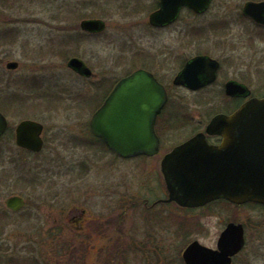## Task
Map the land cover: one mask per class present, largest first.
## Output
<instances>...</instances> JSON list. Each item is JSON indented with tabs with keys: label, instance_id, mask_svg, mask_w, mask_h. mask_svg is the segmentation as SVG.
I'll return each mask as SVG.
<instances>
[{
	"label": "rangeland",
	"instance_id": "374dc122",
	"mask_svg": "<svg viewBox=\"0 0 264 264\" xmlns=\"http://www.w3.org/2000/svg\"><path fill=\"white\" fill-rule=\"evenodd\" d=\"M151 1L143 0L144 6L132 10L138 0H0V31L12 28L14 33L12 42L0 47V60L20 64L11 71L0 65L5 77L0 90L11 99L0 100L11 124L0 138V201L4 205L9 194L20 191L30 200L26 214L31 218L29 225L23 222L25 212L12 218L2 232L4 246L33 243L42 264H47L44 258L57 262V256L67 263L70 256L56 254L53 248L61 251L62 243L69 241L75 258L84 260L91 253V264H185L182 251L191 240L215 248L226 223L236 221L246 226L247 244L235 264H264V207L213 202L191 210L172 202L165 212L144 211L141 197L166 193L159 156L121 158L94 140L89 122L99 102L95 94L102 93L94 85L96 76L114 81L142 65L141 56L133 60L136 52L146 56L163 45L173 52L166 56V64L158 56L155 69L174 76L179 62L202 51L195 44L180 55L176 50L180 30L201 29L217 19L221 3L240 2L215 1L200 16L185 11L170 28L154 31L148 21ZM125 2L132 5L123 8ZM94 17L105 19V30L80 39L79 23ZM69 35L80 40L75 41V52L74 43L67 42ZM203 43L208 45L203 50L222 59L225 69L215 84L203 90L172 85L176 123L167 132L162 129L165 146L188 137L193 128L203 130L217 109L230 107V98L220 96L225 79L248 77L253 91L264 93L261 69L247 76L238 68L240 58L246 62L253 53L244 41L230 45L210 38ZM29 49L34 58L29 57ZM71 56L85 60L96 75L86 79L69 68ZM250 59L254 67L255 57ZM26 80L35 86L28 87ZM15 93L20 94L18 99L12 98ZM26 117L45 124L47 144L38 153L18 148L10 137ZM81 216L83 221L77 222ZM55 243L59 246H52Z\"/></svg>",
	"mask_w": 264,
	"mask_h": 264
},
{
	"label": "water",
	"instance_id": "95a60500",
	"mask_svg": "<svg viewBox=\"0 0 264 264\" xmlns=\"http://www.w3.org/2000/svg\"><path fill=\"white\" fill-rule=\"evenodd\" d=\"M211 0H160L159 9L150 15V22L162 25L175 20L181 7L189 6L195 12L205 11ZM83 30L95 32L106 27L103 19L81 21ZM11 61L8 67L17 68ZM68 66L84 75L92 70L78 57ZM219 63L216 59L199 55L188 61L176 76V84L197 89L216 78ZM208 67L202 77V70ZM226 92L244 94L245 87L230 81ZM167 93L154 75L138 69L122 78L106 102L94 113L91 129L107 145L124 158L140 154L154 155L159 151V137L155 132L156 116ZM8 128V120L0 111V135ZM44 125L25 119L16 129L17 144L40 151L44 140ZM221 135L219 145L209 142L207 135ZM168 190L166 202L175 201L183 207H200L219 198L234 204L256 202L264 205V97L252 98L232 114L214 115L204 132H199L166 154L161 162ZM22 199H9L12 208L21 206ZM246 244L245 226L231 221L221 232L217 247L212 248L199 240L191 241L184 249L185 264H233V258Z\"/></svg>",
	"mask_w": 264,
	"mask_h": 264
},
{
	"label": "flooded vegetation",
	"instance_id": "af4514ba",
	"mask_svg": "<svg viewBox=\"0 0 264 264\" xmlns=\"http://www.w3.org/2000/svg\"><path fill=\"white\" fill-rule=\"evenodd\" d=\"M215 1L217 2L218 0H212L210 7L204 11V12H200V13H195L193 12L191 9H189L187 6H183L180 11L179 14L177 16V18L175 20H173L170 23H165L162 25H154L150 22V15L152 12H154L155 10L159 9L160 7V0H152L151 2L153 3L152 7H151V11L149 12V16H148V21L150 24L151 29L158 30V29H167L170 28L171 26H173L175 23H177L178 21H180L182 18V14L185 11H188L190 14L192 15H196V16H200L203 15L205 13H207L212 4L215 3ZM220 14L217 16V19H214L210 22H208L206 24L205 27L199 29L197 27L193 28L192 30H189L188 28H185L182 31V33L178 34L177 38V42H178V46L176 47V50L179 52L180 55L183 54H187L185 53V51L188 49V47L190 45H195V44H199V47L201 48V50L198 49L197 54L186 58L184 60H182V62H179L180 67H178V70L175 72L174 76H170V75H163L158 69H155V65H156V60L158 59V56L161 57V61L162 63L166 64L167 63V58L166 56L169 54H172L173 52V48L170 47L168 48L166 45H163L160 49V51L158 50H151L153 52H150V54L146 52V56L145 54H143V52H136V56H133V60L135 61L139 56H141L142 58V65H136L135 68H133L132 70L128 71L126 74H124L123 76L119 77L118 79L114 80V81H109V79H107L106 77H98L96 76V81H94V85L96 88L102 90V93L104 91V94H95L97 95V99H99V102L96 104V108L95 111L100 108L107 100V98L109 97V95L111 94V92L113 91V89L115 88V86L118 84V82L125 76L130 75L131 73H133L135 70L137 69H145L149 72H151L155 78L159 81L160 84L163 85L166 93H167V99L164 102L160 112L157 114L156 116V121H155V132L159 137V152L153 156H148L150 158H156L157 156H159V170L161 172V161L164 157V155H166L167 153L171 152L174 148H176L178 145L184 143L185 141L189 140L190 138H192L193 136H195L197 133L201 132V131H205V127L204 129H191L193 132L191 135H189L188 137L184 138L183 140L180 141H175V143H170L167 146H165V141H164V136L162 133V129H166L164 132L168 131V127L172 126V123H176V121L173 122L172 118L174 117L173 114H175V112L172 113L171 111V101H172V85H174V87H180V88H184L190 91H197V90H203L205 88H207L208 86L215 84L217 82V80L219 79V77L221 76V72H223V70L225 69V62L222 59L216 58L214 56H212L206 49H208V45L203 43L208 41L210 38L214 39L215 41H219L220 42H224V43H229L230 45H233L236 42H245L246 43V48L250 49L251 52H253L252 54L249 55V60L248 61H242V59L240 58V65L238 66L240 72H246L245 74L247 76H249L250 73H252V70H256V69H261V74H264V0H240V2L238 3H229V2H223L220 4ZM139 11V10H137ZM6 30H8V28H6ZM97 32L94 33H90L87 32L85 36H93V35H97ZM13 36H10V34H8L4 40H2V42L0 43V47L4 46L6 44H9L12 42V38ZM76 36L73 35H69L67 42L68 44L74 43L73 46V50L72 51H76ZM82 37H84V35H82ZM243 39V40H241ZM80 40H77L76 42H78ZM203 45H207V46H203ZM178 48V49H177ZM204 48H206L205 50H203ZM175 50V51H176ZM31 51V49L28 50V53L31 55V53L29 52ZM71 51V52H72ZM176 51V52H177ZM40 52V49L37 53ZM161 52V53H160ZM198 55H210L213 58H216L219 62V66L217 69V76H216V80L213 81L212 83H208L205 86H202L200 88L197 89H192L187 85H181V84H176L174 82L176 76L181 72V70L183 69V67L185 66V64L192 59L195 56ZM235 55H232V57ZM254 56L255 60H254V67L252 66V62L250 57ZM34 58L32 55L29 56ZM72 57H78V56H71ZM236 57V56H235ZM69 58V59H70ZM81 58V57H79ZM82 59V58H81ZM176 59V57H175ZM83 60V59H82ZM12 60H0V65L4 66L6 69H8L9 71H11L12 69L8 67V63H10ZM85 65L88 66L91 70H92V74L91 75H84L82 73H80L77 70H74L75 72H77L80 76L82 77H86V79H91L93 76L96 75V73L94 72V70L92 69V67L87 64V62L85 60H83ZM177 61V59H176ZM259 62V63H258ZM19 63V62H18ZM135 63V62H134ZM237 63V62H235ZM258 64V66H257ZM263 65V66H262ZM68 66V64H67ZM134 66V64H133ZM247 66V67H246ZM20 67V64L18 65V67L16 69H18ZM209 70L208 67H205L202 70V77H204L207 73V71ZM5 74V73H4ZM31 78V77H30ZM248 77H246V79H242L239 77L233 78H227L224 81V87L221 89V94L220 96L222 97H228L230 98V107L229 108H222V110H220V112H225L227 114H230L232 112H234L235 110H237L239 108V106H241V104L245 101H247L248 99L252 98V97H263L264 93L262 95L255 93L253 91V88L251 87V82L248 81ZM3 80L5 81V77L0 75V84L3 82ZM31 81V80H30ZM230 81H233L235 83L241 84L245 87V93L244 94H235V95H228L226 93V84ZM172 82V84L170 83ZM2 90H0V100H4L6 103L8 100L10 99V96H6L3 95L1 93ZM102 95V96H101ZM170 104V105H169ZM0 111L5 115V117L8 119V110L0 103ZM179 113V112H178ZM23 119H33L36 121L41 122L42 124H44L42 121L35 119V117H26ZM22 119V120H23ZM16 127L15 126L14 130L11 131L12 135L10 136L11 138H13V140L15 141V144L17 145L18 148L25 150V151H29V152H33L27 148L21 147L17 144V140H16ZM45 127V124H44ZM197 128V127H196ZM11 130V124L9 121V126L7 131L2 134L0 136L4 137V135L9 132ZM45 131V129H44ZM196 131V132H195ZM45 134L43 132V139H44V146L43 149L45 147V145L47 144V140L44 137ZM94 136V135H93ZM96 139H98L99 143H101L103 145V149L112 152L113 154L116 155V153L111 150L106 144H103V140L94 136ZM208 139L211 143L213 144H220L222 141V137L215 135V136H208ZM97 142V141H96ZM105 143V142H104ZM42 149V150H43ZM41 150V151H42ZM35 153V152H34ZM141 156V155H139ZM137 156V157H139ZM145 156V155H142ZM162 174V172H161ZM163 176V174H162ZM164 179V176H163ZM165 182V180H164ZM166 185V184H165ZM151 194V193H150ZM13 197H18L20 199H22L21 201V206H17L16 208H12L8 203H9V199L13 198ZM168 197V192L166 189V193H163L162 195H155V196H151V195H146L140 198L139 200V204L142 205V207H144V211H152V210H157L158 213L160 211H166L168 210V207L170 206V204L172 202H166L164 199H166ZM3 201V200H2ZM2 201H0V264H42V261L39 262L38 258H36V256L39 255V251L37 249V247H31V244L33 243H24L21 246H15L14 244L10 243V245L4 246V243L2 241L3 237H2V232L5 230V226L7 224L11 223L12 218H14V216H18V215H22L25 212V217L23 218V222L27 225H29L31 218H29L26 214L27 212V208L29 206V202L30 200L27 198L26 195H24L23 193H21L20 191L16 192V193H12L9 194L8 197L4 200V205L2 203ZM31 206V204H30ZM158 206V207H157ZM162 208H161V207ZM5 207V209H3ZM84 217H80L79 219H77V222H81L83 221ZM29 219V220H28ZM73 221V220H72ZM104 227H106V225H104ZM31 228V227H29ZM38 244V243H37ZM52 246H59L58 243L53 244ZM63 248H61L60 251V247H56L53 248L54 249V253L58 254L60 252H65L67 253L70 257L69 259H65L67 261L64 262V258H60V261L64 264H91L92 260H91V253L86 255V259H80V258H75L76 254L75 251L73 249L74 245L71 243V241H69V243H62ZM65 250V251H64ZM42 254L44 255V251L41 249ZM80 260V261H79ZM46 262L47 264H61V262H59V257L57 256V262L56 260H54V262L51 260L49 261L48 259L43 260V263Z\"/></svg>",
	"mask_w": 264,
	"mask_h": 264
},
{
	"label": "trees",
	"instance_id": "16d2710c",
	"mask_svg": "<svg viewBox=\"0 0 264 264\" xmlns=\"http://www.w3.org/2000/svg\"><path fill=\"white\" fill-rule=\"evenodd\" d=\"M129 2H132V1H129ZM129 2H125L124 4H121L122 5V7L124 8V5L125 6H129V5H132V3H129ZM142 6H144V4H143V0H138V4L137 5H135L133 8H132V10H135V9H140ZM78 28H79V25H78ZM12 28L11 29H8V30H6V29H4V30H1L0 31V43L2 42V40H4V38L8 35V34H10V36H13V34H12ZM78 35H79V38L81 39L82 38V35H86V32L84 33V32H78ZM15 36V35H14ZM13 38V37H12ZM79 40V39H78ZM28 87H32L31 86V84L30 83H28V81H25L24 82ZM20 96V94L19 95H17L16 93L14 94V97H12L13 99H18V97ZM22 96V95H21ZM216 202H226L227 204H229V205H233L232 203H230V202H228V201H226V200H218V201H216ZM246 205H248V206H252V207H259V206H261V205H258V204H255V203H247ZM261 207H264V206H261ZM186 218V220H188L189 218L188 217H185ZM188 221H190V220H188ZM190 222H192V221H190ZM181 223V225L182 226H186V221H181L180 222ZM199 223V222H198ZM237 257V256H236ZM235 257V258H236ZM236 262L234 261V264H235Z\"/></svg>",
	"mask_w": 264,
	"mask_h": 264
}]
</instances>
